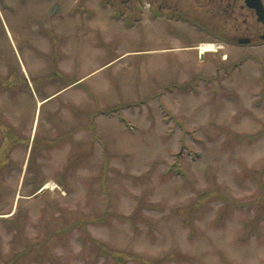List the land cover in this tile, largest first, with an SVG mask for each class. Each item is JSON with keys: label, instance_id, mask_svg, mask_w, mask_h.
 I'll use <instances>...</instances> for the list:
<instances>
[{"label": "rangeland", "instance_id": "rangeland-1", "mask_svg": "<svg viewBox=\"0 0 264 264\" xmlns=\"http://www.w3.org/2000/svg\"><path fill=\"white\" fill-rule=\"evenodd\" d=\"M10 1L0 84L18 99L0 94V119L31 137L20 169L0 173V264H264V27L251 10Z\"/></svg>", "mask_w": 264, "mask_h": 264}, {"label": "flooded vegetation", "instance_id": "flooded-vegetation-1", "mask_svg": "<svg viewBox=\"0 0 264 264\" xmlns=\"http://www.w3.org/2000/svg\"><path fill=\"white\" fill-rule=\"evenodd\" d=\"M11 3L12 2L10 0H0V13H1L2 9L11 8L10 7ZM216 3H217V6L223 7L227 12L232 13V14H234L235 12H240V11L243 12L244 9L246 7H248V9L251 10L253 20L258 25L262 24V22L258 18L256 9L249 7L246 4V0H208V4H210V8L209 7L208 8L210 9V11L214 10L213 5H216ZM150 8H152V7L150 6ZM168 15H170V14L168 13ZM246 23L248 24L249 21H247ZM262 25L264 27V24H262ZM247 27L249 29L251 26L248 25ZM257 35H258L257 39L259 41H264L260 38V35H261L260 33H258ZM240 38H242V37H240ZM244 38H249L251 41H254V38L252 36H250V37L245 36ZM238 40H239V38L237 39V41ZM1 93L4 95H2ZM0 94L2 97H5V98L9 99L10 101H16L18 99L17 91H11L8 88H6L3 84L2 85L0 84ZM29 94L31 95L33 93H29ZM5 122L6 121L0 119V133H2V136L0 137V173L6 168H9L10 170H14V171L17 169L18 170L20 169L19 160L15 154L18 151H20V153L23 154L28 150L29 145H27V142H28V140L30 141V137H31V132L26 131V129L22 125H21L22 126L21 127L20 125L18 126L17 124H11V123H13L12 121L10 123H5ZM15 125L18 126L17 131L14 129ZM23 129H25V130H23ZM22 133L25 134L26 136H24ZM57 137H59V140L61 138H63V136H57ZM57 141H58V138H57V140H52L51 142L46 141L45 144H41L38 147V150L42 149L41 148L42 146L43 147L45 146V148L46 147L51 148L53 146V142H54V144H57ZM42 186H43V184L41 185V187ZM41 187H39L38 190Z\"/></svg>", "mask_w": 264, "mask_h": 264}, {"label": "water", "instance_id": "water-1", "mask_svg": "<svg viewBox=\"0 0 264 264\" xmlns=\"http://www.w3.org/2000/svg\"><path fill=\"white\" fill-rule=\"evenodd\" d=\"M246 4L249 7L256 9L259 20L264 24V2L263 0H246ZM260 38L264 39V30H263V33L260 35ZM238 42L241 44H247V43H250L251 40L249 38L242 37V38H239Z\"/></svg>", "mask_w": 264, "mask_h": 264}, {"label": "trees", "instance_id": "trees-1", "mask_svg": "<svg viewBox=\"0 0 264 264\" xmlns=\"http://www.w3.org/2000/svg\"><path fill=\"white\" fill-rule=\"evenodd\" d=\"M16 260H18V258H16ZM14 262H15V259L8 264H13Z\"/></svg>", "mask_w": 264, "mask_h": 264}, {"label": "bare ground", "instance_id": "bare-ground-1", "mask_svg": "<svg viewBox=\"0 0 264 264\" xmlns=\"http://www.w3.org/2000/svg\"><path fill=\"white\" fill-rule=\"evenodd\" d=\"M204 46H206V45H204ZM207 47V46H206ZM209 47H211V46H209Z\"/></svg>", "mask_w": 264, "mask_h": 264}]
</instances>
